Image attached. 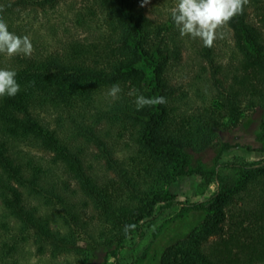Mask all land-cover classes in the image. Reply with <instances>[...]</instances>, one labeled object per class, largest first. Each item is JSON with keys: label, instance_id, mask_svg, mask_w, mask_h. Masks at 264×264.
<instances>
[{"label": "trees", "instance_id": "1", "mask_svg": "<svg viewBox=\"0 0 264 264\" xmlns=\"http://www.w3.org/2000/svg\"><path fill=\"white\" fill-rule=\"evenodd\" d=\"M66 1L15 0L6 8ZM142 3L71 0L78 30L67 28L61 46L14 56L9 68L0 64L17 73L20 85L17 95L0 97V196L15 222H3L15 237L4 241L0 264H20L14 254L30 242L39 253H75L71 264H84L89 249L125 246L177 203L172 183L191 170L185 148L205 149L215 127H237L264 107V0H249L227 25L236 49L230 61L219 59L215 43L207 48L198 41L189 85L174 71L184 38ZM114 84L122 89L116 100L107 95ZM137 95L164 96L167 103L137 111ZM50 110L54 126L44 116ZM78 136L104 160L101 174L86 162L88 146H77ZM23 144L52 153L51 167L25 161ZM54 166L67 179L52 175ZM221 166L206 172L218 183L208 203L192 204L206 207V217L170 244L158 264H264V157ZM78 191L87 197L84 206Z\"/></svg>", "mask_w": 264, "mask_h": 264}, {"label": "rangeland", "instance_id": "2", "mask_svg": "<svg viewBox=\"0 0 264 264\" xmlns=\"http://www.w3.org/2000/svg\"><path fill=\"white\" fill-rule=\"evenodd\" d=\"M13 1L15 0H0V4L4 7L1 17L6 16L5 21L9 31L30 38L34 51H54L62 45L67 28L72 33L78 30L73 27V15L69 10L71 0L61 2L55 8L47 6L41 9L39 6H30L25 9L14 8L15 12L7 11L6 6L11 5ZM176 2L177 0H150L147 9L156 20L174 26L170 13ZM174 28L177 30L175 26ZM221 31L223 37L215 41V46L220 55L219 59L226 63L236 55V49L229 27L225 26ZM80 33L85 36L88 34L84 28ZM176 33L181 37L178 30ZM182 38L185 40L184 56L181 63L174 67L175 79L189 85L195 76L192 71L196 69L195 47L200 40H193L187 36ZM13 57L0 54V64L3 63L5 65L3 67L9 68L14 60ZM44 116L51 126L56 125L54 111L45 112ZM227 124L228 122L224 126L214 128L215 140L205 149L198 151L192 147L185 148L191 170H188L186 175L175 178L172 183L171 187L177 200L174 206L161 209L156 217L144 224L143 231L126 241L125 246L112 244L89 249L84 264H158L164 250L170 244L184 238L193 228L199 226L207 215V208H194L192 204L201 202L207 204V200L218 186L217 181L212 180L206 172L212 169L224 170L221 166L223 162L242 163L264 157L262 151L264 107H258L251 112L237 127ZM77 138L76 144L81 149L88 146L86 162L92 163L96 171L101 174L104 170V160L101 161L95 156L97 153L93 145L89 146L81 136ZM18 147L23 151L25 161H29L32 165L51 167L52 153L36 145L23 144ZM51 172L58 179H67L58 166H54ZM78 193L80 204L86 205L87 197L79 191ZM2 203L0 196V251L4 241H11L15 237L9 229L7 232V228L3 225V222H11L10 225L14 227L15 222L6 214ZM87 211L91 212L92 208ZM79 245L83 248L88 247V243L83 239ZM75 256H77L75 253L59 255H53L49 251L39 253L37 246L31 242L14 254L20 264H71Z\"/></svg>", "mask_w": 264, "mask_h": 264}, {"label": "clouds", "instance_id": "3", "mask_svg": "<svg viewBox=\"0 0 264 264\" xmlns=\"http://www.w3.org/2000/svg\"><path fill=\"white\" fill-rule=\"evenodd\" d=\"M149 0H143V7ZM249 0H177L171 10V20L181 37H190L200 40L204 47L211 48L218 38L223 37L221 29L227 26L235 17L242 15ZM3 11V9H0ZM33 45L28 36H19L9 31L7 22L0 17V54L8 57L23 55L30 57L33 54ZM17 73L12 70L0 69V97H13L20 91L16 80ZM122 89L114 84L107 95L113 100L119 98ZM136 110L145 107L164 105L167 103L164 96L145 97L137 95L134 101ZM133 227L125 225V231Z\"/></svg>", "mask_w": 264, "mask_h": 264}]
</instances>
